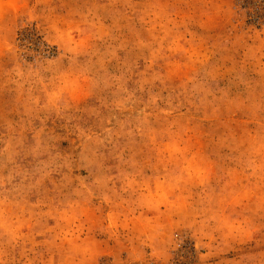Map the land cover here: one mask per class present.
<instances>
[{"label":"rangeland","instance_id":"374dc122","mask_svg":"<svg viewBox=\"0 0 264 264\" xmlns=\"http://www.w3.org/2000/svg\"><path fill=\"white\" fill-rule=\"evenodd\" d=\"M0 264H264V0H0Z\"/></svg>","mask_w":264,"mask_h":264}]
</instances>
